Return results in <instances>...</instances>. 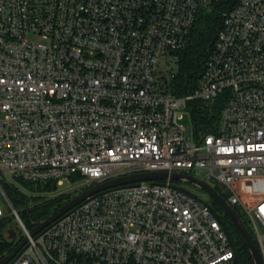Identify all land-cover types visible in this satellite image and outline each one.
I'll list each match as a JSON object with an SVG mask.
<instances>
[{"label": "built area", "instance_id": "obj_1", "mask_svg": "<svg viewBox=\"0 0 264 264\" xmlns=\"http://www.w3.org/2000/svg\"><path fill=\"white\" fill-rule=\"evenodd\" d=\"M226 1L0 0V222L24 233L5 257L27 239L7 264H237L223 217L172 180L89 197L34 236L2 186L80 176L82 193L150 172L221 190L264 262V0ZM215 9L198 86L177 97L175 53ZM221 96L217 133L192 139L189 104L212 110Z\"/></svg>", "mask_w": 264, "mask_h": 264}, {"label": "trees", "instance_id": "obj_2", "mask_svg": "<svg viewBox=\"0 0 264 264\" xmlns=\"http://www.w3.org/2000/svg\"><path fill=\"white\" fill-rule=\"evenodd\" d=\"M235 2V0H227L222 10H230ZM218 9L211 12L203 11L199 14L187 47L175 53L179 71L171 84V91L177 97L188 95L198 86L205 62L222 28L223 21L221 15L217 12ZM222 108V96L215 102L212 110L201 108L198 102L189 104L187 111L192 118V133L196 140L207 134L217 133ZM80 179V176H74L72 181ZM2 186L14 208L19 211L21 219L23 220V217L27 218L31 224V229L33 224L48 218L72 199L63 194L56 195L59 187L55 181L33 184L20 180L19 185L7 184L4 186L2 184ZM219 191L221 193V190ZM50 196L54 197L49 198ZM214 203V208L218 207L222 210L215 201ZM237 212L240 215L238 210ZM223 221L231 235L238 264H254L248 248L233 223L226 216L223 217ZM10 227V219L6 218L0 222V260L9 254L13 248L12 243H9L6 239L1 240L2 235L11 229Z\"/></svg>", "mask_w": 264, "mask_h": 264}, {"label": "water", "instance_id": "obj_3", "mask_svg": "<svg viewBox=\"0 0 264 264\" xmlns=\"http://www.w3.org/2000/svg\"><path fill=\"white\" fill-rule=\"evenodd\" d=\"M186 181L189 182L199 188H201L210 198H212L222 209L225 216L229 218V220L233 223L240 236L242 237L246 247L248 248L251 257L253 259L254 264H264L261 253L257 245L255 244L250 232L247 229V226L238 212L224 199V197L213 187L205 183L203 180L197 179L193 176H185L182 174H169L167 172H150V173H139L133 174L125 177H119L116 179L109 180L102 184L96 185L90 189H87L65 204L58 211L53 213L48 218L40 221L37 226L32 230L31 235L34 236L38 232H40L43 228L49 226L57 219L61 218L83 202L87 200L89 197L98 195L102 192L116 189L119 187H131L142 182H157V181ZM218 216V215H217ZM224 229L228 232L225 223L223 222ZM18 236V232L16 229L11 228L7 231L5 235L6 241L9 243H13L14 239ZM27 239H24L15 249L14 251L0 260V264L9 263L21 250V248L25 245ZM236 262L238 264V259L236 258Z\"/></svg>", "mask_w": 264, "mask_h": 264}, {"label": "rangeland", "instance_id": "obj_4", "mask_svg": "<svg viewBox=\"0 0 264 264\" xmlns=\"http://www.w3.org/2000/svg\"><path fill=\"white\" fill-rule=\"evenodd\" d=\"M183 119L181 120V125L184 126L185 128H187V131H188V134L192 136V139L193 138V133H192V130H193V122H192V118H191V115L189 112H184L183 113ZM19 182L20 180H14L13 178H11L9 175H4V183L3 185H7V184H10V185H19ZM173 185L176 186V187H179V188H182V189H185V190H188L190 192H192L193 194L197 195L198 197H200L201 200H204L212 205H214V200L212 198H210V196H208V194H206L201 188L189 183V182H186V181H172ZM84 185V182L83 180H76V181H72L71 183H67L65 184L63 187H59V189L57 190V193L56 195H66L70 198H75L77 195L80 194V187H82ZM54 196H50L49 198H52ZM71 199V200H72ZM0 204L2 206V209L4 211H6V213H9L10 211V207L6 201V199L3 197L1 191H0ZM31 206H33L31 204ZM216 208V207H215ZM219 208L217 207L216 210L219 212V214L224 217L225 214L222 210H218ZM8 219L11 220V227L10 228H14L17 230L18 234H19V237L18 238H21L24 236V233L23 231L21 230L18 222L16 221V219H13L12 217H9ZM23 221L24 223L26 224V226L31 229V224L28 222L27 218L26 217H23ZM6 233V232H5ZM5 233L2 235L3 239H5ZM17 238V239H18Z\"/></svg>", "mask_w": 264, "mask_h": 264}]
</instances>
